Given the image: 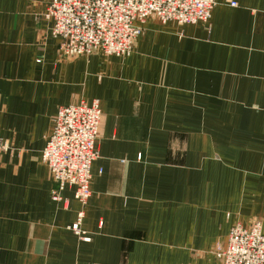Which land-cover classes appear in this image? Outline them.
I'll list each match as a JSON object with an SVG mask.
<instances>
[{"label": "crops", "instance_id": "crops-1", "mask_svg": "<svg viewBox=\"0 0 264 264\" xmlns=\"http://www.w3.org/2000/svg\"><path fill=\"white\" fill-rule=\"evenodd\" d=\"M216 1L205 23L147 17L130 55L64 59L49 0H0V264H220L233 225L264 233V0ZM94 99L90 195L54 201L41 151Z\"/></svg>", "mask_w": 264, "mask_h": 264}, {"label": "built area", "instance_id": "built-area-1", "mask_svg": "<svg viewBox=\"0 0 264 264\" xmlns=\"http://www.w3.org/2000/svg\"><path fill=\"white\" fill-rule=\"evenodd\" d=\"M216 0H49L44 17L52 21L51 35L60 39V58L89 56L95 52L127 56L149 16L179 24L207 22ZM235 3H231L234 5ZM102 112L99 101H80L59 107L53 129L40 159L55 186L51 199H61L66 186L85 204L90 195L91 163L97 157L96 140ZM6 147L0 141V152ZM82 213L69 228L83 241L90 236L80 228ZM220 264H264V233L261 222L230 228L225 246L216 244Z\"/></svg>", "mask_w": 264, "mask_h": 264}, {"label": "rangeland", "instance_id": "rangeland-1", "mask_svg": "<svg viewBox=\"0 0 264 264\" xmlns=\"http://www.w3.org/2000/svg\"><path fill=\"white\" fill-rule=\"evenodd\" d=\"M231 3H234V1L230 2V4H231ZM183 24H186V23H183ZM129 55H130V54H129ZM213 254H214V253H213ZM215 257H216V256H215Z\"/></svg>", "mask_w": 264, "mask_h": 264}]
</instances>
